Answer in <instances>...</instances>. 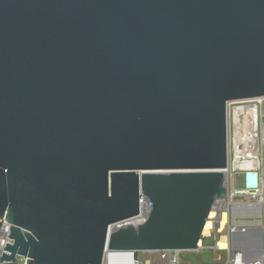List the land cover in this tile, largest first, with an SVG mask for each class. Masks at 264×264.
Wrapping results in <instances>:
<instances>
[{"label": "water", "instance_id": "obj_1", "mask_svg": "<svg viewBox=\"0 0 264 264\" xmlns=\"http://www.w3.org/2000/svg\"><path fill=\"white\" fill-rule=\"evenodd\" d=\"M255 98L264 0H0V262L208 249L227 104ZM229 243L260 258L263 227Z\"/></svg>", "mask_w": 264, "mask_h": 264}, {"label": "built area", "instance_id": "obj_2", "mask_svg": "<svg viewBox=\"0 0 264 264\" xmlns=\"http://www.w3.org/2000/svg\"><path fill=\"white\" fill-rule=\"evenodd\" d=\"M264 98H255L244 101H233L227 104V118L228 123L232 111L233 125L231 127L232 141H233V153L229 152V130H228V165L226 167V179H227V198H226V224L223 230L215 231L210 236H207V242L213 240V245L209 244L206 247L208 249L213 248L217 251H223L218 247L219 241L222 237L226 238V251L228 252L227 260L225 264H264V254L260 258L255 260H246L240 252L233 254L230 246L231 236L237 231L246 230V227H236L231 223V215L238 209H249L251 212H258L264 217V171L262 167L263 155H264V112L262 111ZM240 107H254L255 120H254V137H255V152H256V167L246 165L249 158L245 154H239L235 150V143L241 133V129L246 116L243 113L238 114L235 119V109ZM251 125L249 126V128ZM229 129V125H228ZM251 129V128H250ZM238 145V144H237ZM238 147H240L238 145ZM245 157V158H243ZM245 163V164H244ZM253 174L254 183L248 181V176ZM239 176H246L247 180L241 184ZM264 219V218H263ZM5 220L0 221V257L2 253H6L4 249L5 244H12V240L7 238L10 224ZM264 231V222H263ZM148 254H156L158 262L161 264H179L180 253L177 251H161V252H145ZM145 253H140L141 255ZM8 254V253H7ZM131 256V264H152L150 260H143L139 257L134 258L132 254H106L103 260V264H119L121 261L114 259L115 256ZM0 264H26V259L21 256H16L15 262H0Z\"/></svg>", "mask_w": 264, "mask_h": 264}, {"label": "rangeland", "instance_id": "obj_3", "mask_svg": "<svg viewBox=\"0 0 264 264\" xmlns=\"http://www.w3.org/2000/svg\"><path fill=\"white\" fill-rule=\"evenodd\" d=\"M262 111L264 112V102L262 106ZM229 119V152L230 155L233 153V141H232V132L231 127L233 125L232 121V111ZM252 137L251 135H247ZM252 144V145H250ZM254 144V145H253ZM241 146V145H240ZM255 146V141L252 140L247 141L244 144V147H252ZM237 147V146H235ZM264 150V148H263ZM245 158V157H243ZM249 158V157H248ZM262 167L264 171V155H263V162ZM245 179H241L240 181H244ZM264 217H262L261 214H258V212H251L249 209H238L235 210L234 214L231 215V223L235 224L236 227H246V228H256L263 226ZM210 236V235H209ZM212 236V235H211ZM252 237L246 235L243 240L239 241V245L243 246L245 248L246 256L250 258V256L253 254V247H252ZM212 244L213 240H210L207 242V238H204L201 245L203 247H206L207 245ZM228 252L226 249L223 251H217L213 248L210 249H204L202 248L198 252H181L180 258H179V264H225L226 258H227ZM139 257L143 260H150L152 264H161L158 262V257L156 254H148L145 253L143 255L139 254Z\"/></svg>", "mask_w": 264, "mask_h": 264}, {"label": "bare ground", "instance_id": "obj_4", "mask_svg": "<svg viewBox=\"0 0 264 264\" xmlns=\"http://www.w3.org/2000/svg\"><path fill=\"white\" fill-rule=\"evenodd\" d=\"M240 113H243L245 116H246V121H244L243 123V126L244 128L242 127L241 129V133L239 134L238 138H237V143H235V150L238 151L239 154H245L249 157V159L246 162L245 166L246 165H250L251 167H256L257 165V160H256V152H255V146H252V147H244V144L247 142V141H250L252 140L253 142L255 141V137H254V129H253V125H254V120H255V110H254V107H240V108H236L235 109V119H237V116L238 114ZM251 125V129L249 128V126ZM247 135H251L252 137L250 136H247ZM240 147H238V145ZM252 145V144H250ZM254 145V144H253ZM256 145V144H255ZM241 179H245L247 180L246 176L242 177V176H239V182L241 184H243L245 182L244 181H240ZM248 181L250 183H254V176L253 174H250L248 176ZM226 238L225 237H222V239L219 241L218 243V247L221 248V249H225L227 244H226Z\"/></svg>", "mask_w": 264, "mask_h": 264}, {"label": "crops", "instance_id": "obj_5", "mask_svg": "<svg viewBox=\"0 0 264 264\" xmlns=\"http://www.w3.org/2000/svg\"><path fill=\"white\" fill-rule=\"evenodd\" d=\"M247 235H250V233ZM114 259L120 260L121 261L120 263H123V264H131V256L130 255L115 256Z\"/></svg>", "mask_w": 264, "mask_h": 264}, {"label": "trees", "instance_id": "obj_6", "mask_svg": "<svg viewBox=\"0 0 264 264\" xmlns=\"http://www.w3.org/2000/svg\"><path fill=\"white\" fill-rule=\"evenodd\" d=\"M119 264H123V263H119Z\"/></svg>", "mask_w": 264, "mask_h": 264}]
</instances>
